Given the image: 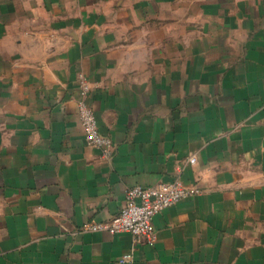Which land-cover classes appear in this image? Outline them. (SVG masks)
Wrapping results in <instances>:
<instances>
[{
	"label": "crops",
	"instance_id": "crops-1",
	"mask_svg": "<svg viewBox=\"0 0 264 264\" xmlns=\"http://www.w3.org/2000/svg\"><path fill=\"white\" fill-rule=\"evenodd\" d=\"M177 178L150 245L85 230ZM0 264H264V0H0Z\"/></svg>",
	"mask_w": 264,
	"mask_h": 264
},
{
	"label": "built area",
	"instance_id": "built-area-1",
	"mask_svg": "<svg viewBox=\"0 0 264 264\" xmlns=\"http://www.w3.org/2000/svg\"><path fill=\"white\" fill-rule=\"evenodd\" d=\"M79 99L77 100L78 118L88 145L99 149L102 157L108 158L112 143L108 137L98 133L95 115L87 105L90 87L87 79L79 76ZM194 164V157L188 159ZM197 193L187 188L180 179L161 182L153 186H135L124 192L123 205L118 214L107 221L91 222L85 228L90 232L105 231L111 235L129 233L136 240L151 244L154 236L153 217L164 209L177 204L180 200ZM132 253L124 255L122 262L130 261Z\"/></svg>",
	"mask_w": 264,
	"mask_h": 264
}]
</instances>
